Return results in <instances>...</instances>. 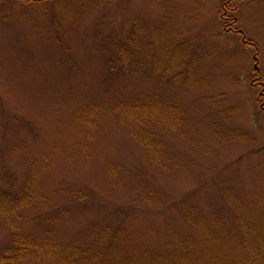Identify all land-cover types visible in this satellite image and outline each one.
<instances>
[{"label": "rangeland", "instance_id": "374dc122", "mask_svg": "<svg viewBox=\"0 0 264 264\" xmlns=\"http://www.w3.org/2000/svg\"><path fill=\"white\" fill-rule=\"evenodd\" d=\"M226 1L0 0V200L37 193L0 209L1 254L23 234L115 245L111 264L255 263L264 0Z\"/></svg>", "mask_w": 264, "mask_h": 264}, {"label": "trees", "instance_id": "16d2710c", "mask_svg": "<svg viewBox=\"0 0 264 264\" xmlns=\"http://www.w3.org/2000/svg\"><path fill=\"white\" fill-rule=\"evenodd\" d=\"M21 2H32V3H44L45 1L49 0H20ZM240 0H234V3L239 2ZM230 3V2H229ZM229 3H227L224 7L229 6ZM234 12H236V8L234 6L233 9ZM233 11H231L232 14H235ZM234 21V19H233ZM235 22V21H234ZM236 23V22H235ZM135 112L138 113V115H142L144 119V123L148 120H151V118L155 121H161L166 119L164 115L162 114V111L160 109H157V105H147L146 107H141L139 110H136ZM159 112V114L157 113ZM166 120H169L167 118ZM148 149L151 153V155L158 157V149L152 150V146L148 143ZM157 159V158H156ZM27 188V189H26ZM24 190H21L18 194V196L15 199H12L11 196H6L5 194L1 196L0 200V209H2V213L8 217V215H13L14 213L21 214L20 212L25 208H30L36 201L37 193L31 191L29 189V186H27ZM20 211V212H19ZM15 214V215H16ZM104 237H108V230L103 232L102 234ZM119 236V235H118ZM109 239L117 238L115 235H111L108 237ZM105 242H99V244L103 245ZM13 249L4 251L2 254L0 253V264H3L5 261V257L3 255H7L6 260H11L16 262V264H20L25 259H30L32 257H35L36 260L40 258L43 263H49V264H105L108 262L109 264L113 263V258H115V255L120 252L119 249L115 248V245L112 247V244L109 245L108 252L104 253L103 247H100L99 250L96 252V256L99 258H96L94 255L89 254L87 252H83L82 250H79L78 247H61V246H54L50 240L44 241L43 244H39L37 241H35L32 236H24L16 235V239L13 244ZM147 253V252H146ZM148 254V253H147ZM258 257L253 264H264V252L259 250L258 251ZM47 256V257H46ZM93 256V257H92ZM110 256V257H107ZM106 257V259H105ZM109 258V259H108Z\"/></svg>", "mask_w": 264, "mask_h": 264}, {"label": "flooded vegetation", "instance_id": "af4514ba", "mask_svg": "<svg viewBox=\"0 0 264 264\" xmlns=\"http://www.w3.org/2000/svg\"><path fill=\"white\" fill-rule=\"evenodd\" d=\"M231 0H228V1H226L225 3H223L222 4V7L224 8V6L227 4V3H229ZM237 20V18H234V21H236ZM231 26V25H230ZM229 29H227V31H228ZM253 84H254V86H259L260 88H261V91H260V93H259V97L261 98V99H263L264 100V82L261 80V77H258L257 79H255V82H253ZM261 110L264 112V101L262 102V104H261Z\"/></svg>", "mask_w": 264, "mask_h": 264}]
</instances>
